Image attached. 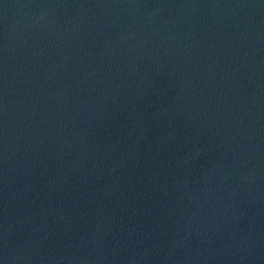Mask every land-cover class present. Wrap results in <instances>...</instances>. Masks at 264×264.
Listing matches in <instances>:
<instances>
[{
  "label": "water",
  "instance_id": "95a60500",
  "mask_svg": "<svg viewBox=\"0 0 264 264\" xmlns=\"http://www.w3.org/2000/svg\"><path fill=\"white\" fill-rule=\"evenodd\" d=\"M0 264H264V0H0Z\"/></svg>",
  "mask_w": 264,
  "mask_h": 264
}]
</instances>
